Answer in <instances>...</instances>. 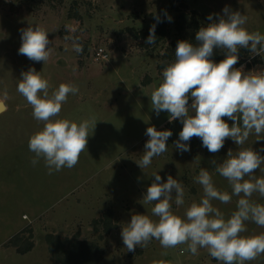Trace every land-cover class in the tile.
Here are the masks:
<instances>
[{
  "label": "rangeland",
  "instance_id": "rangeland-1",
  "mask_svg": "<svg viewBox=\"0 0 264 264\" xmlns=\"http://www.w3.org/2000/svg\"><path fill=\"white\" fill-rule=\"evenodd\" d=\"M226 5L248 17L245 25L248 31L264 34V0H0V100L7 105V110L0 114V151L16 142L15 139H23L32 122L43 125L35 119L25 124L32 115V108L18 93L17 84L21 73L29 68H35L48 79L50 94L61 83L79 88L78 94L69 95L57 118L97 121L79 162L71 169L49 174L43 159L33 166L34 155L13 156L7 152L6 159L13 156L14 163L9 164L3 179L4 213L11 211V215L21 221V212H26L31 219L30 198L39 205L40 200L34 193L40 184L49 187V183L60 180L63 175L65 187L60 201L50 205L41 218L23 230L21 242L32 243V249L21 254L17 246L4 244L0 247V264H61L49 250L47 235L66 242L78 239L96 243L101 256L98 264H153L160 259L171 264H221L206 249L192 255L186 251V245L164 249L156 240L146 248L137 246L134 252H129L123 244L121 230L130 222L132 214L157 219L151 213L153 205H143L142 201L153 182V172H158L164 182L172 175L183 183L185 204L177 207L173 200V212L180 216L193 200L198 202L202 196L201 186L194 182L200 168L210 171L219 190L231 193L228 181L215 172L211 162L222 163L228 150L235 152L238 146L229 138L224 147L213 154L194 137L190 141L191 150L180 154L174 142L182 123L179 120L170 123L167 112L157 116L149 97L162 81L164 63L175 59L174 54L171 59L166 57V52L173 49L172 43L189 39L187 30L181 38L175 29L178 13L183 12L206 26L211 22L207 16L212 14L215 19L217 14L222 15ZM165 10L172 22H167L168 35L164 41L151 47L134 37L156 22L155 15L164 17ZM29 24L33 27L38 24L48 32L52 53L45 64L18 54L20 29ZM72 38L82 44V53L73 50ZM100 49L105 57L96 55ZM220 52L225 58L224 51L220 49ZM235 67H243L245 72L264 70V56H252L247 49H240ZM5 89L7 97L3 94ZM224 119L231 126L232 121ZM149 126L171 130L173 135L167 141L168 151L154 157L151 165L142 170L136 161L141 158L149 139L145 135ZM256 139L250 136L244 147L251 146L254 150L264 147V140ZM255 175L264 176V172L257 169ZM73 178L77 181L72 184ZM15 190L19 192L17 197ZM237 199L233 196L229 204L212 203L227 218L236 210ZM252 199L264 204V198L258 194ZM106 216L111 227L108 233L103 224ZM246 227L247 232L242 235L264 233V228L252 222H247ZM5 234L0 229V242L6 238ZM165 252L167 255H162ZM246 264H264V255Z\"/></svg>",
  "mask_w": 264,
  "mask_h": 264
},
{
  "label": "clouds",
  "instance_id": "clouds-1",
  "mask_svg": "<svg viewBox=\"0 0 264 264\" xmlns=\"http://www.w3.org/2000/svg\"><path fill=\"white\" fill-rule=\"evenodd\" d=\"M222 13L215 19L212 14L207 16L211 22L198 29L196 44L187 40L177 42L174 61L164 67L162 81L149 97L157 116L167 112L170 123L177 120L182 123L174 142L180 154L191 150L190 141L194 137L213 154L229 138L238 146L235 152L228 150L222 163L211 162L215 172L228 181L231 193L219 190L210 171L200 168L194 182L201 186L202 196L198 202L193 200L180 216L173 212V200L177 207L185 204L183 183L172 175L164 182L158 172H153V182L142 201L143 205H153L151 213L157 219L145 214L131 215L130 222L121 230L123 244L129 252H134L137 246L146 248L156 240L164 249L186 245V251L192 255L206 249L221 264H246L264 255V233L242 235L247 232V222L264 228V204L252 199L254 194L264 198V176L255 175L257 169L264 172V155H261L264 147L259 150L244 147L250 136L257 137L255 141L264 140V70L245 72L243 67H235L240 49H247L252 56H264V34L248 31L245 27L248 17L227 5ZM163 15L167 22H172L166 10ZM154 20L156 23L150 26L145 41L149 45L156 43V26L164 22L159 14ZM20 32L18 54L33 62L47 63L52 53L48 32L38 24L34 27L29 24ZM72 45L76 53H82L83 46L77 38H72ZM214 49L225 54L218 63L212 59ZM50 87L48 79L35 68L23 71L17 84L18 93L32 108L33 118L43 123L28 141L29 150L35 154L31 163L35 166L43 159L48 173L52 174L63 168L71 169L79 162L97 121L57 118L69 95L78 94L79 88L61 83L50 94ZM3 94L8 96L7 89ZM224 118L232 121L231 126ZM145 135L149 139L136 161L142 170L151 165L154 157L168 151L167 141L173 133L149 126ZM233 196L238 198L236 210L226 218L212 202L229 204ZM153 264H171V261L160 259Z\"/></svg>",
  "mask_w": 264,
  "mask_h": 264
},
{
  "label": "trees",
  "instance_id": "trees-1",
  "mask_svg": "<svg viewBox=\"0 0 264 264\" xmlns=\"http://www.w3.org/2000/svg\"><path fill=\"white\" fill-rule=\"evenodd\" d=\"M164 22L158 23L156 26V43L153 45L146 44L145 41L149 35V29L147 31H143L141 33H135L136 39H142L143 43L146 45H149L151 47H154L155 45L161 43L165 40L166 36L168 35V23L167 20L164 17H161ZM156 23V22H155ZM202 27V25L197 22V20L193 17H188L187 14L183 12H179L176 16L175 21V29L178 33L181 34L187 30L188 31V41L192 42L193 44H196L197 41L195 40V35L198 29ZM178 42V41H177ZM177 42L172 43L173 49L166 52L167 58H173V54L175 55V49L177 45ZM175 58V57H174ZM212 59L215 62H219L224 57L222 56L220 49H214V55ZM173 61H168L164 63L163 67H165L168 63H171ZM107 218L104 219V225H105V232L108 233L110 231V224ZM25 230V229H24ZM21 233H17L14 237L11 238L10 242L13 243L15 246H17V250L21 254H25L29 252L32 249V243L23 244L21 242ZM46 239L49 243V250L53 253L54 257L58 262L61 264H98V261L100 260V249L98 245L94 242H87V241H81L78 239H74L72 241H63L57 236L53 235H47ZM22 245H21V244ZM21 245V246H20Z\"/></svg>",
  "mask_w": 264,
  "mask_h": 264
},
{
  "label": "crops",
  "instance_id": "crops-1",
  "mask_svg": "<svg viewBox=\"0 0 264 264\" xmlns=\"http://www.w3.org/2000/svg\"><path fill=\"white\" fill-rule=\"evenodd\" d=\"M6 110H7V105H6ZM32 119H34L33 115H31V117H29L26 120L25 124ZM36 123L37 122H32L31 126L28 127L29 132L24 136L23 139H20V140L15 139L16 142H14L12 145L10 144L6 145L3 148V150L0 151V229L1 231L4 230L6 233L5 234L6 238L1 240L0 247H3L4 244L12 245L15 247V245L10 242L11 238L14 237L17 233L23 231L27 227V225L31 224L32 222H35V220H37L38 218H41L42 215L45 214V212L49 209V206L53 205V203L60 201V199L62 198V195L64 194L65 185H64V182H62V178H63V175H62L60 180L49 183V187L47 185L42 186L41 184L37 187L34 193V197L36 199H39L40 203L38 206H36L35 203H33V198L32 197L30 198V200L32 201L31 219H30V216L26 214V212H21V216H20L21 221L20 219L18 221L17 218H14L11 215L12 213L11 211L9 212V214L3 212V209H5V207H3L2 203L6 200V197H5L6 195L4 193L5 185L3 181V179H5V174H6L5 171L9 168V164L14 163V157H13L14 155H20L22 153H24L25 155H35L33 152L29 150L28 141L32 134H34L36 131L40 130L43 127L42 124L35 125ZM7 152L12 153L13 156L9 155V157L6 159ZM10 168H11V165H10ZM62 174H63V171H62ZM75 180L73 178L71 180V183ZM18 193L19 192L15 190V197H17ZM10 204L12 207H14L12 200L10 201ZM15 204L17 207L16 198H15ZM27 220L28 222H26Z\"/></svg>",
  "mask_w": 264,
  "mask_h": 264
},
{
  "label": "water",
  "instance_id": "water-1",
  "mask_svg": "<svg viewBox=\"0 0 264 264\" xmlns=\"http://www.w3.org/2000/svg\"><path fill=\"white\" fill-rule=\"evenodd\" d=\"M6 110V105L4 101L0 100V113Z\"/></svg>",
  "mask_w": 264,
  "mask_h": 264
},
{
  "label": "built area",
  "instance_id": "built-area-1",
  "mask_svg": "<svg viewBox=\"0 0 264 264\" xmlns=\"http://www.w3.org/2000/svg\"><path fill=\"white\" fill-rule=\"evenodd\" d=\"M96 55H97L98 57H105V54L103 53V50H102V49H100V50L96 53Z\"/></svg>",
  "mask_w": 264,
  "mask_h": 264
}]
</instances>
